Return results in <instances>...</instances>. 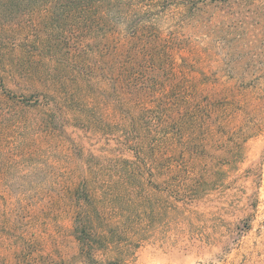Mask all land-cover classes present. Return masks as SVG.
I'll list each match as a JSON object with an SVG mask.
<instances>
[{
    "label": "rangeland",
    "instance_id": "rangeland-1",
    "mask_svg": "<svg viewBox=\"0 0 264 264\" xmlns=\"http://www.w3.org/2000/svg\"><path fill=\"white\" fill-rule=\"evenodd\" d=\"M0 264H264V0H0Z\"/></svg>",
    "mask_w": 264,
    "mask_h": 264
},
{
    "label": "trees",
    "instance_id": "trees-1",
    "mask_svg": "<svg viewBox=\"0 0 264 264\" xmlns=\"http://www.w3.org/2000/svg\"><path fill=\"white\" fill-rule=\"evenodd\" d=\"M135 44H137V43H135ZM150 45H151V47L153 46L152 43ZM154 47H155V45H154ZM132 127L134 128V125H132ZM129 134L131 135L132 134V131Z\"/></svg>",
    "mask_w": 264,
    "mask_h": 264
}]
</instances>
